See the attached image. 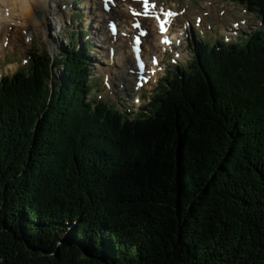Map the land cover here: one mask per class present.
Segmentation results:
<instances>
[{
    "label": "trees",
    "instance_id": "obj_1",
    "mask_svg": "<svg viewBox=\"0 0 264 264\" xmlns=\"http://www.w3.org/2000/svg\"><path fill=\"white\" fill-rule=\"evenodd\" d=\"M203 44L134 119L76 50L1 79L0 264H264V31Z\"/></svg>",
    "mask_w": 264,
    "mask_h": 264
},
{
    "label": "rangeland",
    "instance_id": "obj_2",
    "mask_svg": "<svg viewBox=\"0 0 264 264\" xmlns=\"http://www.w3.org/2000/svg\"><path fill=\"white\" fill-rule=\"evenodd\" d=\"M81 3L79 4V2L77 0H72V2H70L72 5H73V9L71 10H68L65 11V8H62V5L65 4L66 0H49L47 2H42L43 4V7H47L48 10H44V8H40L41 7V4H37L36 5V10L37 12L40 11L42 12V26H39V25H35V24H30L28 25L27 27V31H28V45L26 47V50L29 51V54L30 53H36V52H41L43 51L44 49L50 51L51 53H55L57 50L59 51H63V46H64V42H66L65 40L62 41V36H57V34H66L67 32L70 33H75V31H77V25H83L85 27V31H87V33L89 34V39L91 38V29L93 27L94 24L90 25L89 24V20L91 17V15H95L93 14L94 12L90 9V7H88L87 5V0H80ZM163 1H166V0H163ZM183 0L179 1V2H182ZM219 1V0H216V2ZM209 2H212L213 5H216V2L214 1H209V0H205L204 3L205 4H208ZM77 4V5H76ZM188 4L190 5V7L192 9H194V0H188ZM40 7H39V6ZM51 5V7H50ZM55 5V7L53 6ZM92 6V5H91ZM239 6V5H238ZM234 13L232 14H236V13H239L241 11L240 8L234 6ZM81 11V13H83L85 15V18L83 19H80L78 21H74V22H70L69 20V17L70 16H73L75 15L77 12ZM227 15H231V14H227ZM224 16L223 19H226L228 16ZM53 18L56 19V21H60L61 22V25L59 23H56L58 26V31L57 29L55 28V32L56 34H53L52 32V27H53V24H50L49 23V18ZM88 20L86 21L85 19ZM40 20V19H39ZM30 23V22H29ZM257 22H255L253 24V26H256L257 27ZM105 25V21L102 23V26ZM216 25V24H215ZM226 26L229 27L231 26V22H228L226 23ZM251 25L247 26L248 28H250ZM51 27V28H50ZM255 27V28H256ZM51 29V31H50ZM76 29V30H75ZM72 30V31H71ZM80 30H83V29H80ZM215 32L216 34H219V31H218V26L216 25L215 26ZM243 35V34H242ZM213 37H216V35H211ZM221 37V36H220ZM67 39V38H66ZM68 41V39H67ZM1 42H2V39H0V50H1ZM187 44L186 43V40H184V45ZM78 45V43H76V46ZM183 45V46H184ZM62 48V49H61ZM184 52L181 53V57L178 59L179 60V64L180 65H185V63H187V61L190 59V55H188V48L185 47L184 48ZM103 56H106V55H103ZM102 55L100 57L103 58V64L101 67L104 66V57ZM173 56V53L172 52H168L166 54V58H167V61H165L166 63L162 64L161 65V69H164V72L165 70H167L169 72L170 75H172V71L175 70L174 68V64H176L175 61L172 60L171 62V57ZM107 60V57L106 59ZM2 62V60L0 61V63ZM107 62V61H106ZM9 63H6L4 65H0V72L1 73H7V72H15L19 67H25V66H22L20 64V62L18 63V67L16 69H9L7 66H8ZM27 66V65H26ZM120 68V67H119ZM118 70V69H117ZM163 72V71H161ZM57 74H60V70L57 71ZM120 76V74L118 75ZM117 77V76H116ZM129 77V76H127ZM125 81L122 82V80H119V78H117V85L119 84H122V83H125V87H126V90L129 91L131 93V99L129 102L126 101H122L125 103H128V104H125V106H136L135 105V99H134V96H133V83L130 84V87L128 88L126 85V78H124ZM159 80H162V78L159 77ZM156 86H157V83L156 81H154L149 89L146 91V92H143V99H142V102H145V101H148L150 96L156 92ZM96 86L93 85V88H95ZM89 94H88V98H89ZM87 98V99H88ZM119 97L116 96V99H118ZM107 99H105L106 101ZM110 100H114V99H111ZM121 100H123L121 98ZM149 102V101H148ZM124 106V108H126ZM137 109V106L135 107Z\"/></svg>",
    "mask_w": 264,
    "mask_h": 264
},
{
    "label": "bare ground",
    "instance_id": "obj_3",
    "mask_svg": "<svg viewBox=\"0 0 264 264\" xmlns=\"http://www.w3.org/2000/svg\"><path fill=\"white\" fill-rule=\"evenodd\" d=\"M47 2L49 0H32V9H33V12H34V19L32 20L31 23H27V24H24V26L28 27V25L30 24H35V25H39V26H42V22L36 17V5L37 4H41V7L40 8H44L43 7V4L42 2ZM95 3H92V9H94V13L97 15V24H95V26H99L100 29H103L104 27H102V25H100L98 23V21H102L104 19H106L107 16H110L109 14H106V16L104 17V13H103V8H102V5H103V1L102 0H94ZM129 1L130 0H118L117 2V8L114 9L112 7V9L110 10V14L113 15L116 20L119 22V24L121 25V28H120V33L119 35L116 34V47H117V51L115 52V55L113 57V60L111 59V56L109 55V52H107V60H109L108 62H113L114 65L116 66L118 63H122L123 62V65L125 66V69L127 70V67H132L133 63L131 62V58H132V47H131V34L133 33V26H131V23L133 21H131L132 19V16L130 13H127V11H125L123 9V7L126 8L127 10V5L129 4ZM88 2L90 3L91 0H88ZM55 7V5H53ZM51 7V5H50ZM44 10H48L47 7L44 8ZM71 17H74V16H71ZM102 17V19L100 18ZM49 23L50 24H53V27H52V32L53 34H56V30L55 28L57 29L58 31V26H56L57 24L56 23H59L61 25V22L59 21H56V19L53 18H49ZM70 22L72 23L73 20L71 18H69ZM152 19H145V22L149 25V26H152ZM51 28V27H50ZM76 30V29H75ZM51 31V29H50ZM72 31V30H71ZM103 33L107 34V31L104 30ZM107 35L106 36H103L101 38V40H106L107 39ZM57 36H62V41H66L64 42V46L66 45L67 43V39L66 37L63 35V34H57ZM156 46H159V42L157 41ZM12 47H7L8 50H10ZM0 53L2 54L3 53V49L1 47V50H0ZM3 61V60H2ZM9 69H16L18 67V64L17 63H9L8 66H7ZM37 67V66H36ZM85 67V66H84ZM87 69V68H86ZM114 74H117L119 75L120 74V77H122L123 79V76H125L124 73H121V70H119L118 72H113ZM16 73L15 72H11V76H14Z\"/></svg>",
    "mask_w": 264,
    "mask_h": 264
},
{
    "label": "clouds",
    "instance_id": "obj_4",
    "mask_svg": "<svg viewBox=\"0 0 264 264\" xmlns=\"http://www.w3.org/2000/svg\"><path fill=\"white\" fill-rule=\"evenodd\" d=\"M33 19L32 0H0V26L24 25Z\"/></svg>",
    "mask_w": 264,
    "mask_h": 264
},
{
    "label": "snow or ice",
    "instance_id": "obj_5",
    "mask_svg": "<svg viewBox=\"0 0 264 264\" xmlns=\"http://www.w3.org/2000/svg\"><path fill=\"white\" fill-rule=\"evenodd\" d=\"M144 6H145V8H148L149 7L147 0H145ZM151 7H155V5H151ZM161 11H163V10H161ZM145 14H147V13H145ZM175 15H177V14L176 13H173L171 11H168L166 13V16L167 17H173ZM168 23H170V20H163V21L160 22V30L162 32H166L167 31L166 24H168ZM110 27H111V30L113 31V33H115L116 32V25L115 24H112ZM136 40H137V46H139L140 38L137 37ZM168 42L169 41L167 39H165V43H168Z\"/></svg>",
    "mask_w": 264,
    "mask_h": 264
},
{
    "label": "water",
    "instance_id": "obj_6",
    "mask_svg": "<svg viewBox=\"0 0 264 264\" xmlns=\"http://www.w3.org/2000/svg\"><path fill=\"white\" fill-rule=\"evenodd\" d=\"M40 17V16H39Z\"/></svg>",
    "mask_w": 264,
    "mask_h": 264
}]
</instances>
